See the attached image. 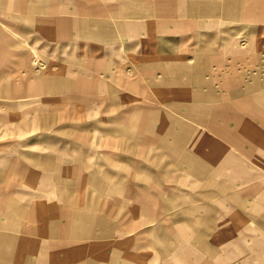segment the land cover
<instances>
[{
    "label": "rangeland",
    "instance_id": "rangeland-1",
    "mask_svg": "<svg viewBox=\"0 0 264 264\" xmlns=\"http://www.w3.org/2000/svg\"><path fill=\"white\" fill-rule=\"evenodd\" d=\"M263 250L264 0H0V264Z\"/></svg>",
    "mask_w": 264,
    "mask_h": 264
},
{
    "label": "bare ground",
    "instance_id": "bare-ground-1",
    "mask_svg": "<svg viewBox=\"0 0 264 264\" xmlns=\"http://www.w3.org/2000/svg\"><path fill=\"white\" fill-rule=\"evenodd\" d=\"M220 151V152H219ZM221 147H219V145H215V146H211L210 147V150H209V153H208V157L209 158H207V160L208 161H210V162H212V159H217L219 156H222V153H221ZM194 154V153H193ZM206 163V162H205ZM258 175L257 174H254V173H252L251 174V180L254 182L257 178H259V177H257ZM244 183H245V181H244ZM255 183V182H254ZM249 188H250V190L251 191H255V192H259L260 191V188H259V186L258 185H256V184H251L250 186H249ZM39 210H41V208H39ZM71 228V227H70ZM209 250V249H208ZM263 252H264V250H263Z\"/></svg>",
    "mask_w": 264,
    "mask_h": 264
},
{
    "label": "crops",
    "instance_id": "crops-1",
    "mask_svg": "<svg viewBox=\"0 0 264 264\" xmlns=\"http://www.w3.org/2000/svg\"><path fill=\"white\" fill-rule=\"evenodd\" d=\"M211 251V250H210Z\"/></svg>",
    "mask_w": 264,
    "mask_h": 264
}]
</instances>
